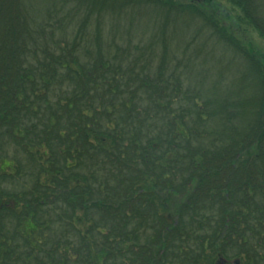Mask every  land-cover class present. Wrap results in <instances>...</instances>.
<instances>
[{"label": "trees", "instance_id": "1", "mask_svg": "<svg viewBox=\"0 0 264 264\" xmlns=\"http://www.w3.org/2000/svg\"><path fill=\"white\" fill-rule=\"evenodd\" d=\"M211 2L0 0V264H264V0Z\"/></svg>", "mask_w": 264, "mask_h": 264}, {"label": "rangeland", "instance_id": "2", "mask_svg": "<svg viewBox=\"0 0 264 264\" xmlns=\"http://www.w3.org/2000/svg\"><path fill=\"white\" fill-rule=\"evenodd\" d=\"M190 1V0H187ZM197 1V0H194ZM212 3V2H211ZM212 6L216 11L218 9H223V10H228L229 6L226 3V0H213ZM211 6V7H212ZM220 16H222L220 14ZM222 20L224 21L223 24L225 27L231 31L238 39H240L242 44L246 46L248 51L254 53V54H264V39H262L257 33H255L250 27L248 26H242L243 28L237 29L235 23L231 21L229 18L222 16ZM244 31V32H240ZM219 60V63L222 68L225 70V76L229 77L231 73H235L236 68L234 65H231L230 62L228 61L227 56L225 55L224 57H216ZM173 214V212H171ZM233 260H230L227 262V264H233Z\"/></svg>", "mask_w": 264, "mask_h": 264}]
</instances>
